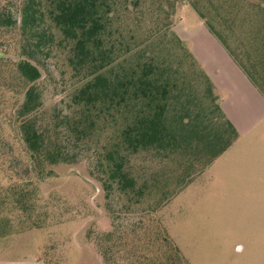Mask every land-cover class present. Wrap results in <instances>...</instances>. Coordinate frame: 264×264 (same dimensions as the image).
Listing matches in <instances>:
<instances>
[{"label":"rangeland","instance_id":"rangeland-1","mask_svg":"<svg viewBox=\"0 0 264 264\" xmlns=\"http://www.w3.org/2000/svg\"><path fill=\"white\" fill-rule=\"evenodd\" d=\"M200 7L259 86L185 0L177 7L173 30L220 88L213 90L198 65L189 67L182 41L177 44L172 36L156 41L154 48L162 47L164 59L183 62L193 80L174 100L169 122L178 127L189 118L220 133V147L231 145L208 158L203 143L189 145L187 135L179 133V149L169 157L140 153L131 159L137 186L145 183L144 196L123 192L116 184L107 196L109 191L92 174L99 175L96 153L112 130L81 152L78 163L48 166L41 174L33 163L28 169L29 156L5 127L0 141V264H104L89 234L101 237L110 229V216L125 222L139 215L142 209L127 208L137 200L141 207L161 205L159 217L190 264H264V0H200ZM52 77L41 89L46 120L67 94L59 70ZM113 264H132V258Z\"/></svg>","mask_w":264,"mask_h":264},{"label":"trees","instance_id":"trees-1","mask_svg":"<svg viewBox=\"0 0 264 264\" xmlns=\"http://www.w3.org/2000/svg\"><path fill=\"white\" fill-rule=\"evenodd\" d=\"M186 1L259 86L201 10L200 0ZM181 2L185 0H0V99L6 109L0 113V141L4 128L10 127L29 156L28 169L33 163L42 174L48 166L78 163L81 152L89 151L112 130L96 153L99 175L92 176L109 191L107 196L116 184L139 198L144 196L145 183L137 186L131 165L134 156L158 153L169 157L179 149V133L187 135L189 145L203 143L208 158L223 153L231 143L220 147L224 140L220 133L208 132L202 123H191L189 118H183L178 127L169 122L174 100L193 80L183 62L168 63L162 47L155 49L154 43L170 36L181 43L173 30ZM182 44V56L191 59L189 67L198 65L207 76L191 48H184L188 43ZM57 70L67 94L46 120L41 89ZM135 203L127 208L142 209L139 215L125 222L110 216L108 231L97 239L89 234L104 264L127 256L132 264H190L159 217L161 205Z\"/></svg>","mask_w":264,"mask_h":264},{"label":"crops","instance_id":"crops-1","mask_svg":"<svg viewBox=\"0 0 264 264\" xmlns=\"http://www.w3.org/2000/svg\"><path fill=\"white\" fill-rule=\"evenodd\" d=\"M192 51V50H191ZM230 55V54H229ZM230 57H231V55H230ZM232 58V57H231ZM196 59V58H195ZM197 60V59H196ZM232 60L242 69V71L245 73V75L247 76V78L250 80V82L252 83V84H254L253 83V81H251V79L249 78V76L246 74V72L243 70V68L232 58ZM202 65H203V68H204V71L206 72V74H207V76L209 77V79L211 80V78H212V80L214 81V83H213V85H214V87H215V90H216V92H219L217 89L218 88H220V86H219V84H217V82H215V78H213L211 75H210V72H209V70L206 68V64L203 62V61H199ZM211 76V77H210ZM211 80V81H212ZM254 86H255V84H254ZM219 94V93H218ZM233 124V123H232ZM181 250V249H180ZM242 249H241V247H239V250L238 251H241ZM183 253V252H182ZM184 255V254H183ZM188 260V259H187Z\"/></svg>","mask_w":264,"mask_h":264},{"label":"water","instance_id":"water-1","mask_svg":"<svg viewBox=\"0 0 264 264\" xmlns=\"http://www.w3.org/2000/svg\"><path fill=\"white\" fill-rule=\"evenodd\" d=\"M43 74H44V72L42 73V77H43ZM33 85V83L32 84H30L28 87H27V89H26V91H25V93H24V95H23V97H22V99H21V101H20V103H19V105L21 104V102L24 100V98H25V95H26V93H27V91L29 90V88L31 87ZM18 105V106H19ZM17 106V107H18Z\"/></svg>","mask_w":264,"mask_h":264}]
</instances>
